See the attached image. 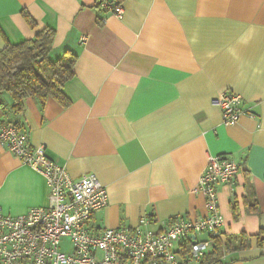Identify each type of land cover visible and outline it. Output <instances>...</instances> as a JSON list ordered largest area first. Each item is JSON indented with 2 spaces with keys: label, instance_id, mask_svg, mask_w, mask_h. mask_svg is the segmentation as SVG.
<instances>
[{
  "label": "crops",
  "instance_id": "0c3cea01",
  "mask_svg": "<svg viewBox=\"0 0 264 264\" xmlns=\"http://www.w3.org/2000/svg\"><path fill=\"white\" fill-rule=\"evenodd\" d=\"M119 1L121 18L96 0H0V48L4 37L19 42L48 25L51 56L76 54L66 106L27 96L15 112L7 98L0 122H16L73 179L97 177L107 203L91 215L92 233L141 216L153 230L175 216H204L197 179L208 154H227L241 167L215 184L222 229L244 231L249 244L211 264H264V0ZM225 90L251 113L222 123L215 98ZM47 194L44 176L0 143V209L21 214ZM254 200L259 209L247 210Z\"/></svg>",
  "mask_w": 264,
  "mask_h": 264
},
{
  "label": "built area",
  "instance_id": "2783aa9c",
  "mask_svg": "<svg viewBox=\"0 0 264 264\" xmlns=\"http://www.w3.org/2000/svg\"><path fill=\"white\" fill-rule=\"evenodd\" d=\"M96 5L117 18L123 15L120 1L96 0ZM215 100L224 124L251 113L240 106L237 92H219ZM0 143L39 171L48 188L44 205L15 215L0 209V264H199L215 238L225 240L215 184L231 180L241 167L225 153L208 154L197 179L194 190L204 197V216H175L156 230L145 227L147 218L141 216L134 226L92 233L87 223L107 203L106 189L93 173L73 179L63 164L46 155L43 144L29 145L26 133L13 122H0ZM63 239L69 250L63 249Z\"/></svg>",
  "mask_w": 264,
  "mask_h": 264
},
{
  "label": "trees",
  "instance_id": "16d2710c",
  "mask_svg": "<svg viewBox=\"0 0 264 264\" xmlns=\"http://www.w3.org/2000/svg\"><path fill=\"white\" fill-rule=\"evenodd\" d=\"M21 14L30 27L36 26V21L25 9L21 10ZM54 34V29L45 25L37 29L33 36L19 42L13 43L4 37V44L0 48L1 106L7 105L8 102L11 110L20 112L27 96L37 99L40 104H43L47 97L54 98L62 106L69 103L63 92V85L74 74L76 54L66 49L56 57L51 56ZM15 124L18 125L16 122ZM246 209L257 211V201L246 204ZM231 210L236 215V205L233 201ZM260 234L257 236L259 246L263 240ZM248 244L244 231L225 235L223 242L215 238L214 245L204 254L199 264L219 262L223 254L247 247ZM184 247L186 250L187 245Z\"/></svg>",
  "mask_w": 264,
  "mask_h": 264
},
{
  "label": "rangeland",
  "instance_id": "374dc122",
  "mask_svg": "<svg viewBox=\"0 0 264 264\" xmlns=\"http://www.w3.org/2000/svg\"><path fill=\"white\" fill-rule=\"evenodd\" d=\"M62 241H63V246L67 248L68 244H67V242H66V239H63ZM190 264H194V263L191 262Z\"/></svg>",
  "mask_w": 264,
  "mask_h": 264
}]
</instances>
